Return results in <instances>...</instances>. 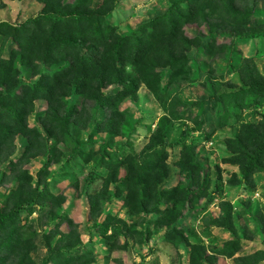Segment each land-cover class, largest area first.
<instances>
[{
	"label": "rangeland",
	"instance_id": "rangeland-1",
	"mask_svg": "<svg viewBox=\"0 0 264 264\" xmlns=\"http://www.w3.org/2000/svg\"><path fill=\"white\" fill-rule=\"evenodd\" d=\"M177 1L121 0L107 15L106 21L119 36L128 37L168 12ZM42 7L36 0H0V23L21 26L37 16ZM248 8L252 12L251 19L263 24L261 29H234L235 33L217 25L211 28L203 25L202 30L186 29L190 37L203 31L205 43L213 37L217 44H227L226 49L212 63L208 55L193 49L188 57L195 63L191 61L170 83V71L163 70L160 91L164 96L161 101L143 84H138L134 95L127 94L112 105L103 104V98L114 97L125 88L124 84H113L108 79H104V86L100 88L103 89L99 102L95 101L93 90L87 95L84 92L87 82L84 87L72 83L69 90L61 91L60 99L65 109L73 107L84 112L70 123L69 128L63 129L60 137L48 141L43 155L27 157L23 165L15 167L26 173L33 188L40 186V190H49L56 198L21 206L20 199L12 193L17 189L19 177L15 170L0 187V209L6 208L5 215L12 214L15 218L13 230L22 227L19 235L24 247L18 253L16 264L22 259L21 255L25 264H47L52 251L71 258L69 264H189L194 247L202 249L203 264H264V159L262 171L245 180L238 166L229 163L232 153L228 147L242 124H256L264 119V101L253 103L249 100V106L229 112L221 105L213 109L211 101L221 93L238 91L240 69L250 61L264 76V0H253ZM15 47L11 40L3 41L0 33V60L9 59ZM16 60V68L11 72L17 82L32 85L39 79L36 72L49 69V65L36 61L32 63L37 66L32 74L18 58ZM208 61L211 64L206 65ZM196 64L199 66L195 67ZM55 68L52 67L50 72L53 73ZM128 69L127 75L131 73ZM129 76L135 80L133 75ZM75 79L73 76L71 81ZM123 79L132 81L125 74ZM13 88L20 95L19 84ZM95 89L100 90L98 86ZM175 98L187 104L182 115L188 117L192 113L191 119L202 123L203 130L196 131V125L190 121L167 127L169 134L156 147L159 154V150H163L160 158L164 160L157 168L158 190H170L177 184L184 189L191 184L192 193H197L199 199L192 200V207L187 209L171 205L168 206L170 209L164 210L167 204L160 203L161 212L145 215L123 202L130 189L123 182L132 178V171L129 164L121 161L128 158L130 163H135L137 161L132 162V157L144 158L146 148L165 116L163 106ZM197 103L202 106L195 105ZM45 105V101H35L34 112L29 117L31 126L44 113ZM184 144L194 147V159L203 169L202 177L205 172L204 184L192 182L191 173H187L189 178L181 176L179 155ZM16 146L9 159L18 157L17 154L27 146V140L18 137ZM103 159L105 163H101ZM107 161L112 165L108 167ZM163 165L167 175L165 179H159ZM9 170L6 161L0 163V177L4 173L8 175ZM109 177L110 183H107ZM202 188L205 190L201 191ZM119 191L122 194L116 197ZM100 192L104 197L99 200L98 217L93 218L92 204ZM171 212L176 217L173 222L169 219ZM106 216L113 218L106 235L111 238L115 230L117 234L113 240H107L98 230ZM227 216H230L227 225L230 229L224 227ZM123 225L131 231L121 232ZM169 226L176 233L169 235ZM0 236L6 239L7 233ZM232 242L237 245L231 250L235 253L230 258L222 256L221 252L228 250ZM3 254L0 253V260Z\"/></svg>",
	"mask_w": 264,
	"mask_h": 264
},
{
	"label": "trees",
	"instance_id": "trees-1",
	"mask_svg": "<svg viewBox=\"0 0 264 264\" xmlns=\"http://www.w3.org/2000/svg\"><path fill=\"white\" fill-rule=\"evenodd\" d=\"M36 1L43 7L37 16L29 19L25 24L14 27L7 23H0L3 41L11 40L16 45L9 59L0 60V163L6 161L10 167V173L8 175L4 173L0 177V187L7 183L10 174H14V170L19 173L17 189H13L12 193L20 199L23 203L20 205L23 207L27 203L34 205L42 199L56 198L49 190H40V186L33 188L30 179L25 176L26 173L15 167L23 165V160L27 157L43 155L48 141L60 137L63 129L69 128L70 123L81 112H84V110L80 111L73 107L69 110L65 109L60 99L62 90H69V85L72 83L84 87L87 82L88 85L84 88V92L87 95L88 91L93 90V95L97 98L95 101L99 102L103 89L100 88L104 86L102 84L104 79H108L113 84H124L125 88L114 97L103 98V104L112 105L114 101H119L127 94L134 95L138 90V84H143L158 101H161L164 96L163 91H160L163 70L170 71V77H172L169 80L170 83L191 63L192 60L188 54L193 49L208 55L211 63L226 49L227 44H217V39L213 37L205 43L203 31H200L196 37H190L187 34V28L195 27L202 30L200 28L203 25L210 28L217 25L221 29L225 27L235 33L234 29L258 30L263 25L260 21L251 19L252 12L248 5L253 0H179L168 12L149 24L141 26L140 32L122 37L106 21L107 15L121 0ZM218 51L220 53H217ZM17 58L22 65L32 71V74L36 72L37 66H32V63L36 61L43 62L46 66L49 65V69L37 70L41 71L39 74L36 72L39 79L32 85L24 82L25 85H23L14 80L15 76L11 72L16 68ZM209 61L205 62L206 65L211 64ZM192 63L195 62L192 61ZM54 66L56 68L51 73L50 69ZM198 66V64L195 65V67ZM127 68L131 70L129 75H133L135 80L126 74ZM112 74L114 78L110 79ZM124 74L132 81H124ZM73 76L76 79L71 81ZM239 79L241 87L237 92L221 93L211 98L213 109L221 105L227 110L226 112L237 111L244 106H249V100L253 103L264 101V76L259 73L253 61L240 69ZM17 84L21 89L20 95H17L16 88H13ZM95 86H98L100 90H96ZM37 99L46 102V109L31 126L29 117L34 112V103ZM195 105L202 106V103ZM186 106L187 104L185 105L177 98L166 103L163 106L165 116L146 148L144 158L137 160L132 157L131 161H137L135 163H130L128 158L121 161V163L129 164L132 171L133 179L130 178L123 182L130 186L123 202L131 209H137L145 215L158 214L161 212L158 208L160 203L167 204L164 210L170 209L168 206L171 205L187 209L188 206L192 207V200L199 199L197 193H192L191 184L184 189L177 184L170 190L161 191L158 190L159 182L156 181L157 168L164 163V160L160 158L163 150H159V154L156 147L169 134L170 130L167 127L173 123L190 121L196 125L194 128L196 131L203 130L202 123H198L195 118L191 119L192 113L188 117L182 115V109ZM20 136L27 140V146L17 154L16 159H9V154L16 151V140ZM64 140L65 138L59 142ZM228 147L232 153L229 163L238 166L245 180L262 171L264 119L256 124H242L238 135L230 140ZM194 155L193 146L186 144L182 146L179 155L180 174L189 178L187 173H191L193 174L192 182L197 183L198 181L204 184L205 172L202 177L203 169L195 161ZM86 159L89 161L88 157ZM105 162V159L101 161V163ZM106 165L109 167L112 164L108 162ZM165 168L163 165L164 170L160 173L159 179L166 178ZM152 181L155 182L152 183ZM107 183H110V177ZM203 190L205 189L202 188L201 191ZM121 191L124 192V190ZM121 191L116 192V197L122 194ZM97 196L98 199L92 204L93 218L98 217L99 200L104 197L101 192ZM5 210L6 208L0 209V234L6 235L7 233L6 239L0 236V253H4L0 264H16L18 253L21 247H24L19 235L22 227L13 230L16 227L15 218L12 214L11 216L5 215ZM144 218L146 220V217ZM225 218L224 227L230 229L231 226H227L230 224V216ZM169 219L172 222L176 219L172 212ZM112 221V217L106 216L104 224L98 226L100 235L106 237L107 240H113L114 235L117 234L114 230L111 238L106 236ZM124 231L129 233L131 230L123 225L121 232ZM174 233L176 230L170 227L168 234ZM12 237L15 239L12 240ZM236 247L237 245L232 242L228 250L221 252V255L230 258L235 253L231 250ZM201 251L199 247L192 249L189 264H203ZM51 253L47 264H69L72 260L56 251ZM21 256L22 259L18 264H25L23 255Z\"/></svg>",
	"mask_w": 264,
	"mask_h": 264
}]
</instances>
